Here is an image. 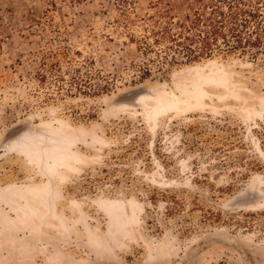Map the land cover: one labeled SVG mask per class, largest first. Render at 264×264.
Segmentation results:
<instances>
[{"label": "rangeland", "instance_id": "374dc122", "mask_svg": "<svg viewBox=\"0 0 264 264\" xmlns=\"http://www.w3.org/2000/svg\"><path fill=\"white\" fill-rule=\"evenodd\" d=\"M115 1L0 0V264H264V56L135 79Z\"/></svg>", "mask_w": 264, "mask_h": 264}, {"label": "trees", "instance_id": "16d2710c", "mask_svg": "<svg viewBox=\"0 0 264 264\" xmlns=\"http://www.w3.org/2000/svg\"><path fill=\"white\" fill-rule=\"evenodd\" d=\"M114 7L115 29L136 47L137 61L126 66L135 79L146 81L173 67L218 55L264 56V0H155L141 16L133 0H116ZM50 56L57 58L53 52ZM105 59L100 58L103 65ZM96 63L92 58L91 64ZM76 71L82 73L81 68ZM92 78L108 79L101 70ZM112 82L113 78L104 85L94 83L86 90L79 79L77 88L98 95L109 92Z\"/></svg>", "mask_w": 264, "mask_h": 264}, {"label": "water", "instance_id": "95a60500", "mask_svg": "<svg viewBox=\"0 0 264 264\" xmlns=\"http://www.w3.org/2000/svg\"><path fill=\"white\" fill-rule=\"evenodd\" d=\"M139 93V91H133L130 93H127L125 95H123L122 99H130L132 97H134L135 95H137Z\"/></svg>", "mask_w": 264, "mask_h": 264}]
</instances>
